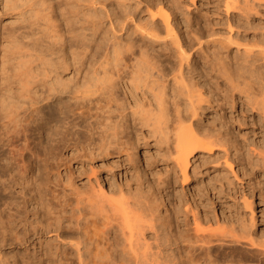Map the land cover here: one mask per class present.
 <instances>
[{"label": "bare ground", "instance_id": "bare-ground-1", "mask_svg": "<svg viewBox=\"0 0 264 264\" xmlns=\"http://www.w3.org/2000/svg\"><path fill=\"white\" fill-rule=\"evenodd\" d=\"M223 1L226 14L236 11L228 35L214 38L213 30L198 31L193 33L194 43L187 44L181 43L177 29L176 0L166 6L148 0L144 18L136 12V4L70 3L67 21L73 24L70 29L77 37L75 50L96 57L91 65L97 72V85H66L59 75L72 61L64 47L58 3L5 1L4 7L19 16V23L7 31L6 48L16 85H6L0 95V247L32 248L31 253H20L21 261L12 257L11 264L40 260L45 253L61 264H248L247 260L264 264V243L256 240L251 230L253 213L249 224L245 219L229 225L216 219L217 226L204 229L199 224L202 218L193 212L196 205L187 203L190 206L183 212L185 216L191 212L192 227L188 225L186 230L190 227L192 231L178 230L182 242L186 241L185 251L180 252L179 246L171 248L168 240L173 222L168 216L174 211L168 216L160 214L158 196L148 184L146 189L120 192L116 197V191L99 182L97 189L91 184L79 187L75 179L64 178L60 171L67 159L85 163L101 155L136 157L138 144L130 140L128 113L124 111L128 97L139 124L170 143L168 154L182 183L187 181L195 154L210 156L221 146L227 153L225 134L199 122L206 106L218 100L214 94L218 87L207 85L206 77L200 81L190 74L199 78L207 74L191 57V50L196 53L207 43H218L225 50L213 58L210 72L225 82L230 104L238 96L237 101L264 120V35L247 37L240 30L250 25L249 17L258 13L264 0ZM231 44L236 51L233 57L227 54ZM166 49L171 53L162 52ZM42 81L48 85H38ZM113 111L117 113L111 117ZM66 150L70 156H64ZM224 162L230 165L228 158ZM113 164L107 166L108 173H112ZM259 173L262 182L264 166ZM244 201L250 208L251 199L247 196ZM164 210L167 214L168 209ZM49 233L59 243L47 249L51 234L48 240L44 236ZM241 241L258 247L252 250L254 256L243 255L242 247L238 248L242 254L234 251ZM232 243L238 246L234 248ZM153 245L157 250L153 251ZM68 248L74 252L73 258L66 256Z\"/></svg>", "mask_w": 264, "mask_h": 264}, {"label": "rangeland", "instance_id": "rangeland-1", "mask_svg": "<svg viewBox=\"0 0 264 264\" xmlns=\"http://www.w3.org/2000/svg\"><path fill=\"white\" fill-rule=\"evenodd\" d=\"M5 1L6 0H0V95L5 92L6 85H16L10 76L11 73L8 68L6 48L8 45L7 31L19 23L17 21L19 16L15 13L9 14V10L4 7ZM52 1H54L55 4H59L56 8V13L60 22V27H62L66 55L68 61H72V65L59 74L61 79L66 85H97V72L94 71V66L91 65L96 57L90 54L86 56L77 54L75 50V40L77 37H75V32H72L70 29L73 24L67 21L68 10H70L68 5L75 0ZM101 1L111 4L114 7L118 6L120 3H130L133 6L136 4V12L138 15L143 18L147 16L145 5L148 3V0ZM159 1L165 6L171 3V0ZM176 2L178 9L175 11V20L178 22L177 29L180 32L181 43L187 44L190 41L194 43L193 33L198 31L206 32L213 30L215 33L213 34L214 38H225L228 35V25L232 19L233 12L236 14V11H230V14H226L223 0H176ZM249 22L250 25L246 24L245 27L243 26L240 28L241 34L247 37L254 34L257 36L264 35V5L259 7L257 14H251ZM232 31H235L234 27ZM99 32L101 33L102 30L100 29ZM207 39L210 38H203V40ZM221 50L225 51L218 43L204 44L201 50L196 53L191 50L192 62L194 61L196 67L206 71L207 74L200 78L196 73L190 72V74L194 76L195 80L200 79V81H204L207 78V85H217L218 88L214 90V94L218 100L212 101L210 105L206 106V111L201 115V121L199 122L204 127L215 128L222 134H225L224 136L228 139V144L226 145L228 150L226 151L227 153H225L223 149L224 146H221L217 147L210 156L195 154L189 163L186 183H182L179 171L176 169L171 156L168 154L167 149L170 143L168 141L166 142L163 138L153 135L149 127L139 124L137 121V114L135 116L133 113L135 110L133 101L128 96L125 101L126 108L124 111L128 113V132L130 140L138 144V153L136 157L134 159L131 157L128 159L124 155L116 157V155L113 154L112 156L104 158L103 155H101L85 163L76 162L74 160L69 161L67 159L66 162H64L63 168L62 166L60 167L62 176L65 175L64 178L66 176H71L73 180H76L79 187H87L86 185L91 184L97 189L100 183L105 189L108 190L112 188L116 191V197H120V192L126 193L129 190L145 188L146 184H148L151 193L156 195V197L158 196L157 203H159L160 214H163L162 216H168V213L170 214L172 209L174 211L173 214L168 216V219H171V221L175 223L172 222L173 225L171 224L170 229L173 231L171 232L169 229L168 238L171 236V239L175 241L173 243L171 239H168L170 242L168 243L171 244V248H174L176 245L179 246L177 249L180 250V252L185 251L183 249L186 247V241L182 242V238L179 237L181 235L179 232L182 228L185 229L182 231L187 232L188 229L186 227L189 223L192 224L191 212H187L186 216L183 212L184 207L188 208V206H190L187 203L191 204L193 207L196 205V210L193 209V212L197 211L199 217L202 218V223L199 224L204 229L217 226L218 224H215L216 219H218L220 223L224 222L228 225L237 223V221L240 220L244 221L243 219H245L244 222L247 220L248 223L250 222V213H253L255 217L253 227H251L253 235L255 236L253 237H257L256 240H261L262 242H260L262 244L264 243V174L262 176V182H259L261 178L259 170L264 166V120H261L257 112L248 109L242 102L237 101L239 98L238 96H234L235 103L231 105L228 99L230 90L225 85V82L220 76L210 72V64L213 58H215L216 54ZM162 52L165 54L171 53L170 49L163 50ZM227 54L229 57L236 55L234 45H230ZM170 59L174 60L173 57ZM38 85L48 84L42 81V83L40 82ZM64 99H66V97H64ZM116 113V111L111 112V117ZM258 152H260V155H257ZM65 155L70 156V151L66 150L64 156ZM227 158L230 165L224 162ZM111 160H114L115 163H111ZM109 164H113L112 173H108L109 171L106 169ZM91 170H94L95 173L93 174ZM18 181L23 184L21 179H18ZM24 185L26 186L27 184L24 183ZM31 186L34 188L36 182H33ZM65 188L69 187L66 186ZM168 192L170 194L169 196L166 195ZM247 196L248 199H251L253 202L250 208L244 205V198ZM169 202H171V205H169ZM165 207L168 209L167 214L164 212ZM183 218L188 221V224H184V222L187 223V221L184 220L183 222ZM191 224L189 226H191ZM182 225L186 226L183 227ZM190 230L191 228L189 227L188 232H190ZM49 235L51 236V244L49 243L46 247L47 249L49 246L59 243L58 240L52 236V233L45 234L44 239H47V237L49 239ZM148 237L149 236H147V239L149 240V238L153 236L151 235V237ZM152 239L153 238L150 240L151 242L153 241ZM238 244L240 245L238 246ZM238 244L232 243V247L235 248L238 246L236 247L237 250L242 247L241 250H245L243 255H247L249 258L254 247L256 249L258 248L256 246H250V248L246 241H241ZM11 246L7 245V247H0V251L5 252H0L1 264H4L6 260L9 262H12L14 259L21 261L19 257H21L24 252L31 253L32 251L31 247L27 250H22V247L19 249ZM12 249L14 250V254ZM15 249L17 251L19 250V253ZM236 249L234 251L240 255V249L238 251ZM155 250H157V247L153 245V251ZM246 250L248 252H246ZM65 252L67 257H74V252L70 248L66 249ZM7 253H9V255ZM173 253H175V250ZM247 256L245 257L248 259ZM251 256L254 255L252 254ZM54 259L53 256L45 253L40 257V260L36 258L26 264H38V262H40V264H61L60 262L54 263ZM7 261L5 264H11V262L9 263ZM247 262L248 264H256V262L248 260L246 263ZM183 263L184 262H181V264ZM18 264H21V262H18ZM167 264H169V262ZM193 264L201 263L196 262Z\"/></svg>", "mask_w": 264, "mask_h": 264}]
</instances>
